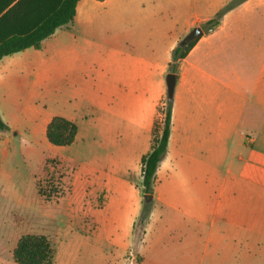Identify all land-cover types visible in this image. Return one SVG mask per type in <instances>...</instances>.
<instances>
[{
    "label": "crops",
    "instance_id": "crops-1",
    "mask_svg": "<svg viewBox=\"0 0 264 264\" xmlns=\"http://www.w3.org/2000/svg\"><path fill=\"white\" fill-rule=\"evenodd\" d=\"M230 2L81 0L71 24L41 49H29L33 60L29 50L4 58L23 61L20 74L31 73L30 91L44 76L40 87L73 102L57 117L78 127L69 147L76 152L60 157L77 164L79 186L80 171L95 174L103 206L138 198L133 179L142 178L141 159L151 151L158 110L167 100L172 53ZM203 33L180 64L169 149L145 231L149 255L141 264H167L156 254L168 238L174 240L172 264H264L256 244L264 232L262 155L254 136L264 127V0H246ZM6 123L13 135L15 127ZM85 136L108 139H95L107 146L81 170L77 143ZM227 139H238L230 154ZM111 146L122 153L114 156Z\"/></svg>",
    "mask_w": 264,
    "mask_h": 264
},
{
    "label": "rangeland",
    "instance_id": "rangeland-1",
    "mask_svg": "<svg viewBox=\"0 0 264 264\" xmlns=\"http://www.w3.org/2000/svg\"><path fill=\"white\" fill-rule=\"evenodd\" d=\"M34 53L29 50L26 56L33 60ZM23 65L19 56L0 63V112L16 129L13 135L0 131V263H14L13 251L22 236L38 235L51 241L53 264H141L148 254L144 252L148 246L144 241L148 222L140 223L148 203L142 178L133 179L138 198L126 196V201H112L106 206L103 188L101 192L95 190L98 179L92 171H80L88 179L83 181V176L80 186L75 183L77 164L60 156H72L76 151L70 146L50 144L46 130H42L45 121L63 116L73 102L47 92L43 84L40 87L44 76L39 88L30 91L33 78L29 70L20 74ZM255 130V150L262 155L260 180L264 186V127ZM83 139L77 143L84 157L81 170L85 162L88 166L97 162L95 156L102 151L99 148L97 152L98 147L107 146L95 139L108 137ZM233 140L238 139H227L229 154ZM110 150L114 156L122 153L112 146ZM118 233L122 236L121 246L116 249L113 239ZM173 241L165 240L157 252L156 258L162 263H173ZM256 244L264 250V232Z\"/></svg>",
    "mask_w": 264,
    "mask_h": 264
},
{
    "label": "trees",
    "instance_id": "trees-1",
    "mask_svg": "<svg viewBox=\"0 0 264 264\" xmlns=\"http://www.w3.org/2000/svg\"><path fill=\"white\" fill-rule=\"evenodd\" d=\"M81 0H0V61L29 49L39 50L43 42L60 28L71 24ZM105 1V0H98ZM246 0H231L217 16L203 26L205 32L218 27L224 15ZM199 39L186 47L178 45L172 53L169 73L179 75L181 62L187 57ZM173 99L165 101L158 110L153 129L151 151L142 157V187L145 195H153L156 174L165 159L172 130ZM161 116L163 119L161 120ZM10 126L0 115V131L10 132ZM78 127L62 117L51 120L46 129L50 144L57 147L71 146L77 137ZM152 203H146L140 223L146 224ZM17 264H53L55 251L46 236L24 235L13 251Z\"/></svg>",
    "mask_w": 264,
    "mask_h": 264
},
{
    "label": "water",
    "instance_id": "water-1",
    "mask_svg": "<svg viewBox=\"0 0 264 264\" xmlns=\"http://www.w3.org/2000/svg\"><path fill=\"white\" fill-rule=\"evenodd\" d=\"M203 30L201 28H195L192 30L189 34H187L182 41L180 42V46L186 47L191 42L195 41L196 39H199L201 36H203ZM177 75L169 73L166 77V89H167V98L173 99L175 94V87L177 83ZM145 199L147 202H151L153 200L152 195H146Z\"/></svg>",
    "mask_w": 264,
    "mask_h": 264
}]
</instances>
